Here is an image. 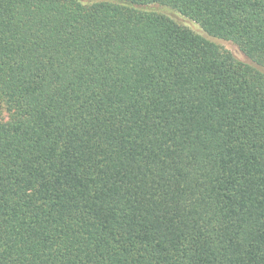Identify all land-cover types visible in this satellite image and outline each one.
<instances>
[{
	"label": "trees",
	"instance_id": "trees-1",
	"mask_svg": "<svg viewBox=\"0 0 264 264\" xmlns=\"http://www.w3.org/2000/svg\"><path fill=\"white\" fill-rule=\"evenodd\" d=\"M0 264H264V0H0Z\"/></svg>",
	"mask_w": 264,
	"mask_h": 264
},
{
	"label": "rangeland",
	"instance_id": "rangeland-1",
	"mask_svg": "<svg viewBox=\"0 0 264 264\" xmlns=\"http://www.w3.org/2000/svg\"><path fill=\"white\" fill-rule=\"evenodd\" d=\"M164 13H166L168 16H170L171 18H173L174 20H176L178 23H180V25L187 27L188 29L192 30L193 32L206 37L208 39H210L211 41H213L214 43L218 44L220 47L231 51L233 54L240 56L238 48L232 44L231 42L228 41H224V40H220V39H215L212 37H209L204 31L203 29L200 27V25H198L197 23H195L194 21L187 19L185 17H183L182 15L175 13L171 10H163Z\"/></svg>",
	"mask_w": 264,
	"mask_h": 264
}]
</instances>
